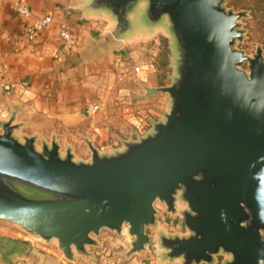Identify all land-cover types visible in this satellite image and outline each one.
Returning a JSON list of instances; mask_svg holds the SVG:
<instances>
[{"label": "water", "instance_id": "obj_1", "mask_svg": "<svg viewBox=\"0 0 264 264\" xmlns=\"http://www.w3.org/2000/svg\"><path fill=\"white\" fill-rule=\"evenodd\" d=\"M78 9L111 23L103 46L150 34L126 36L141 27L170 33L176 74L157 88L169 110L123 148L86 140L89 160L54 137L38 147L37 135H17L16 113L0 116V219L56 240L69 261L91 256L103 229H126L127 259L156 245L160 264H218L220 255L221 264H264V56L237 47L247 12L225 0H83ZM157 203L180 215L184 232L159 223ZM19 251L0 236L1 256Z\"/></svg>", "mask_w": 264, "mask_h": 264}, {"label": "crops", "instance_id": "obj_2", "mask_svg": "<svg viewBox=\"0 0 264 264\" xmlns=\"http://www.w3.org/2000/svg\"><path fill=\"white\" fill-rule=\"evenodd\" d=\"M82 1L0 0V81L7 80L0 93V114L15 111L16 120L25 122L28 131L48 136L56 130L64 144H74L72 132L84 119L85 106L100 96L115 66L135 55L125 56L135 39L103 46L111 23L104 17L83 15L78 9ZM16 2L27 4L37 15L53 17L32 48L26 45L25 20L14 6ZM60 21L71 27L76 45H66L59 38ZM142 67L136 74L144 76ZM0 264L68 263L60 255L35 247L0 255Z\"/></svg>", "mask_w": 264, "mask_h": 264}, {"label": "rangeland", "instance_id": "obj_3", "mask_svg": "<svg viewBox=\"0 0 264 264\" xmlns=\"http://www.w3.org/2000/svg\"><path fill=\"white\" fill-rule=\"evenodd\" d=\"M228 8L235 11H246L247 14L240 19L244 29L243 40L237 43V47L243 49L247 54L253 55L257 47L262 48L264 56V0H225ZM136 32H128L126 36H136L139 33H150L133 40L130 52L134 53L129 57L124 65L115 66L110 81L106 86L101 87L100 96L89 101L84 109V119L75 127L72 132L76 136L74 144L61 141L56 130L50 132L48 136L40 131H28L24 122L20 130L16 133L20 138L24 135H37L38 147L42 141L51 142L54 137L60 144L62 152L68 147L72 149L77 160H89L91 151L86 140H91L101 152H111L123 148L126 140H136L146 132L151 131L155 122L164 119L166 111L169 110L170 98L165 92L158 90V87L170 85L176 74L173 44L170 33L159 26L141 27ZM133 33V34H132ZM143 65L146 72L143 75L136 74L132 68L136 65ZM247 68V65H244ZM128 68V69H127ZM133 70V71H132ZM126 72V73H125ZM94 107L96 109H94ZM93 108L92 110H90ZM15 111H10L6 115L0 114L3 118H8ZM159 208H163L157 203ZM170 215V214H169ZM171 222L181 223L180 215H171ZM170 221L162 224L169 232H184L171 226ZM174 223V224H175ZM183 226V225H182ZM153 234L155 229L148 228ZM122 235V234H121ZM121 235L103 229L98 237L101 246L88 247L91 256L75 255V261H69L59 250L56 240L45 241L39 237H33L17 223L0 219V236L11 240L18 250L29 248H39L60 255L61 259L68 264H124L125 253L130 249V242L126 247L115 248L121 241ZM110 240H112L110 242ZM132 240V239H131ZM116 242V243H115ZM23 246V248H22ZM160 247L149 246L145 251L134 254L131 258H144L151 264H160ZM14 255V254H13ZM226 256H218V264H221ZM25 263L27 262L24 259ZM167 264V263H166ZM172 264H180L178 260Z\"/></svg>", "mask_w": 264, "mask_h": 264}, {"label": "built area", "instance_id": "obj_4", "mask_svg": "<svg viewBox=\"0 0 264 264\" xmlns=\"http://www.w3.org/2000/svg\"><path fill=\"white\" fill-rule=\"evenodd\" d=\"M14 6L16 7L18 13L24 18L25 20V39H26V45L29 48H32L34 46V43L37 39V36L40 32L44 31L50 23L53 21V17L51 15H37L35 14L31 8L22 2H16L14 3ZM59 38L64 42L66 45H76L77 43V38L71 29V27L64 21L59 22ZM134 72L140 73L143 70L142 65H136L133 68ZM7 85V80L6 78L2 79L0 81V93L4 92L5 87ZM11 86H14L12 84ZM91 108L90 110H92ZM94 109H96L94 107ZM161 210L160 215H159V223L162 224H167V222H171V215L165 212L164 208H159ZM171 226L174 227V230L179 229L182 231L183 226L181 223H175L171 222ZM175 223V224H174ZM122 239L119 241V243L116 245L115 248H120V247H126V244H128L131 241V236L128 234L126 229L122 232L121 235ZM112 240H110L111 242ZM116 243V242H115ZM124 264H151L148 260L144 258H130L127 259Z\"/></svg>", "mask_w": 264, "mask_h": 264}, {"label": "flooded vegetation", "instance_id": "obj_5", "mask_svg": "<svg viewBox=\"0 0 264 264\" xmlns=\"http://www.w3.org/2000/svg\"><path fill=\"white\" fill-rule=\"evenodd\" d=\"M259 48L261 49V52H262V48H261V47H257V48H256V52H255L254 54L257 53V51H258ZM262 53H263V52H262ZM254 54H253V55H254Z\"/></svg>", "mask_w": 264, "mask_h": 264}]
</instances>
